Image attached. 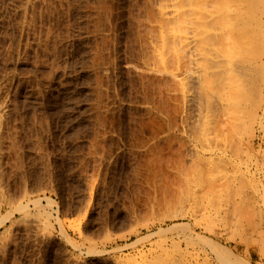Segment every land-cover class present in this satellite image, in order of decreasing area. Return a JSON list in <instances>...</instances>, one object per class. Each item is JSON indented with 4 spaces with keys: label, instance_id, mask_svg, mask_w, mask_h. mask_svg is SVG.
<instances>
[{
    "label": "rangeland",
    "instance_id": "1",
    "mask_svg": "<svg viewBox=\"0 0 264 264\" xmlns=\"http://www.w3.org/2000/svg\"><path fill=\"white\" fill-rule=\"evenodd\" d=\"M262 8L0 0V264H264Z\"/></svg>",
    "mask_w": 264,
    "mask_h": 264
},
{
    "label": "bare ground",
    "instance_id": "2",
    "mask_svg": "<svg viewBox=\"0 0 264 264\" xmlns=\"http://www.w3.org/2000/svg\"><path fill=\"white\" fill-rule=\"evenodd\" d=\"M183 1V0H182ZM174 2V1H173ZM184 2H188V1H184ZM190 3V2H189ZM192 3H193V1H192ZM191 3V4H192ZM173 4V3H172ZM174 4H176V3H174ZM179 4V3H178ZM180 5V4H179ZM183 5V4H182ZM186 5V4H185ZM193 5H194V3H193ZM173 6V5H172ZM176 6V8H177V5H175ZM175 6H173V7H175ZM187 6V5H186ZM189 6H190V4H189ZM172 7V8H173ZM175 8V9H176ZM190 9V8H189ZM263 10H264V8H262ZM175 11V10H174ZM183 11V10H182ZM181 11V12H182ZM187 11V10H186ZM262 11V10H261ZM262 12H264V11H262ZM261 12V13H262ZM183 13V12H182ZM172 14V13H171ZM184 15H185V13H184ZM189 15V14H188ZM201 15V14H200ZM172 16V15H171ZM190 16V15H189ZM188 16V17H189ZM196 18H197V16H195ZM182 18H183V15H182ZM175 19V18H174ZM178 19V18H177ZM184 19H185V17H184ZM189 19V18H188ZM198 19H200L199 17H198ZM176 20V19H175ZM182 20V19H181ZM200 20H202V17H201V19ZM170 21H168V23H169ZM173 22H176V21H173ZM177 23H179V21H177ZM197 23V22H196ZM259 23H260V21H259ZM189 24V23H188ZM200 24V23H199ZM176 25H178V24H176ZM189 25H191V24H189ZM182 26H184V25H182ZM191 27H192V25H191ZM198 27H200L199 25H198ZM257 28V27H256ZM162 29V28H161ZM172 29H173V27H172ZM185 29V28H184ZM246 29L247 28H245L244 30H245V38L247 39V38H249V37H246L247 35V31H246ZM249 30L251 29L250 27L248 28ZM252 30V29H251ZM250 30V31H251ZM256 30V29H255ZM164 30H162V32H163ZM171 31V30H170ZM172 32V34L174 33V30H172L171 31ZM177 32V31H176ZM185 32V31H184ZM184 32H183V34H184ZM258 32H259V30H258ZM262 32V31H261ZM261 32H259V33H261ZM253 33H255V32H253ZM168 34H170V33H168ZM183 34H182V36H183ZM242 34V33H241ZM256 34V33H255ZM262 34L263 33H261V36H262ZM193 35V34H192ZM192 35H191V37H192ZM182 36H180V38L182 37ZM193 38H194V36H193ZM244 37L242 36V39H243ZM244 38V39H245ZM255 38H257V36L255 37ZM174 39H175V37H174ZM195 39V38H194ZM230 39V38H229ZM245 39V40H246ZM254 39V38H253ZM252 39V41H254ZM185 39H183V38H181V41L182 42H184L185 43V41H184ZM245 40H243V41H245ZM256 40H258V39H256ZM161 41V40H160ZM177 42H178V44H177V46H179L180 47V40H179V38L177 37V40H176ZM247 41V40H246ZM175 43V42H174ZM184 43H182V44H184ZM247 44H248V41L246 42ZM246 43H244V44H246ZM186 44V43H185ZM185 44H184V47H185ZM191 44V42L189 43V45ZM246 44V46H248ZM192 45V44H191ZM253 45V44H252ZM160 46V45H159ZM169 46V45H168ZM177 46H174L175 48L177 47ZM183 46V45H182ZM182 46H181V48H182ZM232 46V45H231ZM230 46V47H231ZM178 47V48H179ZM183 47V48H184ZM229 47V45H228V49L230 48ZM237 47V46H236ZM235 46H232V50H235V48H236ZM257 47V46H256ZM256 47H254V48H250V47H248L247 48V50L248 49H251L252 51H253V49H255ZM164 48V47H163ZM166 48V47H165ZM174 48V49H175ZM234 48V49H233ZM240 48V47H239ZM172 50V49H171ZM179 50H180V48H179ZM183 50V49H182ZM231 50V49H230ZM236 50H238L237 48H236ZM165 51V50H164ZM163 51V52H164ZM176 51V50H175ZM178 51V50H177ZM176 51V52H177ZM259 51V50H258ZM229 52H231V51H229ZM233 52V51H232ZM161 53V52H160ZM175 53V52H174ZM248 53H250V52H248ZM159 54V53H158ZM163 54V53H162ZM167 53H166V51H165V55H166ZM179 54V53H178ZM231 54H234V53H231ZM249 55V54H248ZM175 56V55H174ZM249 56H251V54L249 55ZM252 57V56H251ZM254 57V56H253ZM185 59V58H184ZM163 60V59H162ZM181 60V59H180ZM182 61V60H181ZM180 61V62H181ZM183 62V61H182ZM210 62H211V60H210ZM179 64V63H178ZM165 65V64H164ZM189 64L187 63V66H188ZM190 65H192V64H190ZM163 66V65H162ZM189 67H191V66H189ZM186 69H187V67H186ZM206 69H209V68H206ZM167 71V70H166ZM187 72V71H186ZM191 74H193V73H191ZM195 74H196V72H195ZM188 76V75H187ZM264 71L262 70V69H259V70H256V72L250 77V81L248 82V84H249V89H248V96L245 98V100H244V102H246L245 103V112L243 111V118L245 119L244 120V122H242V125L244 126V127H242V129L244 128V130L246 129V128H249V122H248V120H250L252 117H254L255 116V111H256V105H257V102H258V100H259V96H260V93H259V91H258V86L256 85L258 82H260V81H262L264 78ZM182 78V77H181ZM199 78V77H198ZM195 79V81H196V77L194 78ZM207 81V80H206ZM192 82V81H191ZM211 82V81H210ZM198 94V93H197ZM196 95V94H195ZM199 95V94H198ZM197 96V95H196ZM200 96V95H199ZM196 97L195 99H196V101H198V99L197 98H200V97ZM202 98V97H201ZM200 98V99H201ZM203 100V99H202ZM202 100H201V102H202ZM195 101V100H194ZM229 102V101H228ZM197 103V102H196ZM199 103H200V101H199ZM198 103V104H199ZM194 105V104H193ZM197 105V104H196ZM245 116H246V118H245ZM247 119V120H246ZM247 122L249 123L248 125V127H247ZM249 131V129H247V132ZM246 134H249V132L248 133H246Z\"/></svg>",
    "mask_w": 264,
    "mask_h": 264
}]
</instances>
